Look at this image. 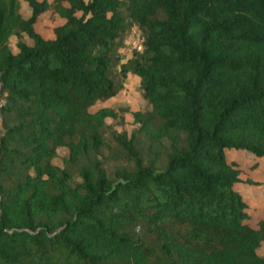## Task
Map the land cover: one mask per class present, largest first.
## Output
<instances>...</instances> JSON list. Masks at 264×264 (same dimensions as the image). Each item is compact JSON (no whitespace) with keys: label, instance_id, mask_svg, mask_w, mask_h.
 I'll use <instances>...</instances> for the list:
<instances>
[{"label":"trees","instance_id":"1","mask_svg":"<svg viewBox=\"0 0 264 264\" xmlns=\"http://www.w3.org/2000/svg\"><path fill=\"white\" fill-rule=\"evenodd\" d=\"M22 1L27 18L0 0V264H264V217L247 222L225 156L264 157V0ZM129 73L149 110H90ZM122 112L138 128L113 132L130 165L110 175L103 128Z\"/></svg>","mask_w":264,"mask_h":264},{"label":"rangeland","instance_id":"2","mask_svg":"<svg viewBox=\"0 0 264 264\" xmlns=\"http://www.w3.org/2000/svg\"><path fill=\"white\" fill-rule=\"evenodd\" d=\"M42 1V0H40ZM51 3L52 0H46ZM86 1V0H85ZM20 14L27 18L31 14L29 6L21 0ZM64 20L59 17L57 13L52 10H47L41 13L36 22L35 29L41 34L44 39L54 38V27L62 24ZM135 28L131 27L128 36L125 38V45L120 49L121 52L129 54V50L133 49L132 43L136 36ZM139 33L138 31H136ZM23 40L28 44H31V40L27 35L23 34ZM17 37L11 36L9 40V46L13 52L17 51L16 47ZM115 77L122 83L123 87L118 93L105 100L99 101L93 105L90 110L95 111L101 107H112L118 110L120 107H128L130 112L140 110L146 111L150 109V105L142 97V91L140 87L139 79L129 75L128 78H120L117 74ZM120 113L122 119L108 118L106 120V126L103 128V134L106 145L103 148V154L101 156L104 168L108 174H113L114 171L123 166L130 165L129 161L121 155L116 141L113 139V132L126 131L127 134L136 132L138 125L133 122L131 113ZM0 116L3 117L0 112ZM138 144L143 148H146V138L140 134H136ZM68 151L64 147H60L57 150V155L53 158L52 162L55 165L63 167L67 158ZM225 156L227 162H234L236 167L240 170V182L235 185V190L239 191L247 204V212L250 215L247 221L251 226L255 227L256 222L264 217V157L258 158L252 153L241 149H226ZM73 175V180L78 181L77 171L75 167H70ZM259 254L264 255V243L259 248Z\"/></svg>","mask_w":264,"mask_h":264},{"label":"built area","instance_id":"3","mask_svg":"<svg viewBox=\"0 0 264 264\" xmlns=\"http://www.w3.org/2000/svg\"><path fill=\"white\" fill-rule=\"evenodd\" d=\"M134 31L136 33V36L133 39L132 47H133V49H136L137 51H141V49H142V43L141 42L142 41H141V37H140V32L136 28ZM136 31H138L139 33H137Z\"/></svg>","mask_w":264,"mask_h":264},{"label":"crops","instance_id":"4","mask_svg":"<svg viewBox=\"0 0 264 264\" xmlns=\"http://www.w3.org/2000/svg\"><path fill=\"white\" fill-rule=\"evenodd\" d=\"M63 20H64V19H63ZM52 39H53V38H52ZM129 75H132V74H130V73H129V74L127 75V77H126V78H128V76H129ZM132 76H133V77H136V78H138V77H137V76H135V75H132ZM138 79H139V78H138Z\"/></svg>","mask_w":264,"mask_h":264}]
</instances>
